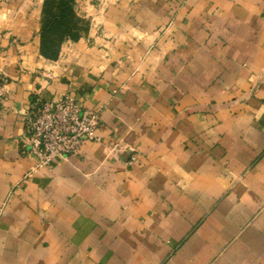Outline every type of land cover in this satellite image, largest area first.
<instances>
[{
    "label": "crops",
    "instance_id": "crops-1",
    "mask_svg": "<svg viewBox=\"0 0 264 264\" xmlns=\"http://www.w3.org/2000/svg\"><path fill=\"white\" fill-rule=\"evenodd\" d=\"M43 3L0 0V264H264V0H76L56 60ZM64 92L98 140L32 172Z\"/></svg>",
    "mask_w": 264,
    "mask_h": 264
},
{
    "label": "built area",
    "instance_id": "built-area-1",
    "mask_svg": "<svg viewBox=\"0 0 264 264\" xmlns=\"http://www.w3.org/2000/svg\"><path fill=\"white\" fill-rule=\"evenodd\" d=\"M7 91V78L0 67V109ZM24 119L26 146L37 158L32 172L49 167L56 158L77 156L86 143L98 140L100 112L85 107L68 92L53 99L38 98ZM119 149L111 147L113 153Z\"/></svg>",
    "mask_w": 264,
    "mask_h": 264
},
{
    "label": "trees",
    "instance_id": "trees-1",
    "mask_svg": "<svg viewBox=\"0 0 264 264\" xmlns=\"http://www.w3.org/2000/svg\"><path fill=\"white\" fill-rule=\"evenodd\" d=\"M76 0H44L40 30L41 54L50 60L59 57L68 40L77 41L89 29V21L75 9Z\"/></svg>",
    "mask_w": 264,
    "mask_h": 264
}]
</instances>
